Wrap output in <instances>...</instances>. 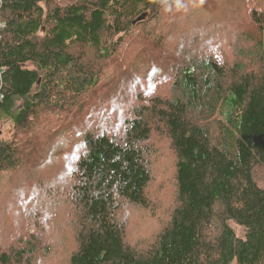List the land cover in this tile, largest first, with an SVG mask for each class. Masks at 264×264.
Returning <instances> with one entry per match:
<instances>
[{
  "label": "trees",
  "instance_id": "1",
  "mask_svg": "<svg viewBox=\"0 0 264 264\" xmlns=\"http://www.w3.org/2000/svg\"><path fill=\"white\" fill-rule=\"evenodd\" d=\"M189 1L210 22L192 28L175 22V28L183 26L174 34L178 47L160 61H171L160 72L174 76L170 93L129 106L116 123L95 119L94 127H70L82 137L69 169L66 209L75 248L66 255L68 264H264V184L258 175L264 168V0H222L228 11L213 0ZM183 2L0 0V125L8 121L14 129L8 138L0 132V177L16 186L13 173L39 159L35 127L51 123L50 112L78 110L80 97H91L114 74L110 66L128 60L119 53L131 50L135 36L144 42H136L135 59L162 47L153 31L180 9L184 14ZM186 28L196 35L188 36ZM218 36L234 54L222 52ZM153 65L148 73L156 71ZM155 127L174 154V201L162 227L138 247L125 241L119 213L125 206H148ZM36 197L31 215L38 217L45 212ZM57 197L47 190L42 199L55 204ZM20 242L0 251V264L53 256L33 233Z\"/></svg>",
  "mask_w": 264,
  "mask_h": 264
},
{
  "label": "rangeland",
  "instance_id": "2",
  "mask_svg": "<svg viewBox=\"0 0 264 264\" xmlns=\"http://www.w3.org/2000/svg\"><path fill=\"white\" fill-rule=\"evenodd\" d=\"M231 1L233 0H229V3ZM213 2L220 3V6L227 8V11L230 10L226 1L213 0ZM182 4L187 10L182 14L180 9V14L176 16L179 17L178 20L175 19L176 17L173 18L171 23L166 24L167 26L164 23V25L159 23L162 26L159 25L153 31L163 39L162 47L147 51L142 59L139 57L135 59L133 54L139 50L140 44H144V42H140L142 39H138L140 36H135L131 50L119 53L120 58L128 57V60L123 61V65L112 64L110 68L113 69L114 74L103 78L91 97L89 95L80 97L77 103L78 110L75 111L73 108L67 114L65 112H50L46 115V119L51 120V123L43 127L42 125L35 127L37 132L34 135L36 138L39 137L37 153L39 159L31 163L29 168H20L13 173L16 186L9 185L5 174L2 173L0 177V251L21 245L20 241L26 240L29 234L33 233L42 244L51 246L54 253L51 258L48 257L46 260L35 258L31 261L32 264H68L66 255L75 248L72 230L74 224L70 222V216L66 209V204L68 205L70 200V196L67 194L68 183L71 180L69 169L73 165L71 162L78 157L81 150L82 137L79 132H72L70 127L74 122H80L78 123L80 126L85 124L94 127L93 125L97 124L94 122L95 119H100L99 121L103 122L113 120L116 123L118 119H122L129 106L144 103L155 95L163 96L170 93L174 76L169 71L166 72L169 76L161 75L160 72L162 67L168 68L171 61L167 59L164 64H160V61L162 57L171 58L168 55L169 51L174 53L175 48L178 47L179 42L174 45L177 41L174 34L181 31L183 26L175 28V22L181 21L185 27L189 28H192V25H199L198 22H204L207 25L210 22L205 12L203 16L199 15L203 11H199L196 4L191 5L189 0H184ZM235 6L233 3L231 7ZM239 17L236 18V22ZM143 18L137 21H141ZM199 19L201 20L198 21ZM240 26L242 29L245 28V24L242 22H240ZM189 28H186L188 36L196 35L194 30ZM217 32H223V29H219ZM236 35L235 40L239 39L242 42V36ZM182 37H187V35ZM137 41L140 44L136 43ZM216 42L222 46V52L233 50L231 47L221 44L219 36ZM160 48H162V53L159 51ZM153 63L155 65L152 67L156 71L148 73V69ZM124 76H127L128 79L122 81ZM114 93L119 95L114 96ZM105 125L108 124L105 123ZM118 129L119 125L111 126V130L114 132ZM13 130L8 121L0 125V132L6 138L13 135ZM160 131L155 127L151 137V145L155 146L156 151L150 158L152 177L149 183L150 187H148V206L140 208L125 206L119 213V218L125 226V241L138 247H142L146 243V239L154 237L158 229L162 227L163 222L167 220V212L174 201L173 167L175 158L168 140ZM258 175L264 184V168L258 169ZM47 190L58 194L57 203L42 199ZM36 194L38 205L45 212L43 215L39 214L38 217L31 215L35 211L31 204L34 202ZM230 223L237 235H242V229L235 222L231 221Z\"/></svg>",
  "mask_w": 264,
  "mask_h": 264
},
{
  "label": "water",
  "instance_id": "3",
  "mask_svg": "<svg viewBox=\"0 0 264 264\" xmlns=\"http://www.w3.org/2000/svg\"><path fill=\"white\" fill-rule=\"evenodd\" d=\"M144 16H145V14H141L140 16H138V17L135 19V21L140 20V19L143 18Z\"/></svg>",
  "mask_w": 264,
  "mask_h": 264
}]
</instances>
